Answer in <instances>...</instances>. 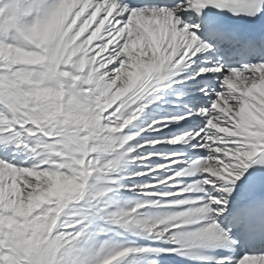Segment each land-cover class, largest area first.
<instances>
[{
  "label": "snow or ice",
  "instance_id": "1",
  "mask_svg": "<svg viewBox=\"0 0 264 264\" xmlns=\"http://www.w3.org/2000/svg\"><path fill=\"white\" fill-rule=\"evenodd\" d=\"M0 264H264V0H0Z\"/></svg>",
  "mask_w": 264,
  "mask_h": 264
},
{
  "label": "rangeland",
  "instance_id": "2",
  "mask_svg": "<svg viewBox=\"0 0 264 264\" xmlns=\"http://www.w3.org/2000/svg\"><path fill=\"white\" fill-rule=\"evenodd\" d=\"M140 119H144V116L142 115L140 118H138V120H140ZM136 122H139V121H136Z\"/></svg>",
  "mask_w": 264,
  "mask_h": 264
},
{
  "label": "bare ground",
  "instance_id": "3",
  "mask_svg": "<svg viewBox=\"0 0 264 264\" xmlns=\"http://www.w3.org/2000/svg\"><path fill=\"white\" fill-rule=\"evenodd\" d=\"M139 121V120H138ZM134 123H138V122H134Z\"/></svg>",
  "mask_w": 264,
  "mask_h": 264
}]
</instances>
